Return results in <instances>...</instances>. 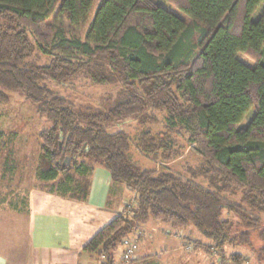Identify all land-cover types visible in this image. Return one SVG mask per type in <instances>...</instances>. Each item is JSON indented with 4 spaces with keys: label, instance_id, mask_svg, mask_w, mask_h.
<instances>
[{
    "label": "trees",
    "instance_id": "trees-1",
    "mask_svg": "<svg viewBox=\"0 0 264 264\" xmlns=\"http://www.w3.org/2000/svg\"><path fill=\"white\" fill-rule=\"evenodd\" d=\"M168 1L189 19L156 0H99L93 14L94 0H0V100L18 91L51 122L40 132L49 166L39 177L71 195L82 188L72 173L90 175L101 165L136 195L132 215L118 214L83 246L82 252L104 257L103 264H114L125 237L152 218L193 226L217 250L252 246L250 229H236L225 214L250 226L264 211V10L252 17L264 0ZM56 14L71 27L85 25L84 38L68 36L51 20ZM38 45L49 62L33 59ZM241 52L256 64L245 63ZM81 76L121 84V100L93 112L45 83ZM251 108L249 124L239 127ZM155 110L168 115L166 130L143 129L139 146L172 160L179 156L173 133L182 130L201 154L187 167L189 175L141 168L131 156L130 135L109 130L132 117L157 122ZM5 135L0 127V143ZM25 200L10 207L23 210ZM258 235L263 245L253 248L255 262L264 264V228ZM230 258L242 264L248 257L234 252Z\"/></svg>",
    "mask_w": 264,
    "mask_h": 264
},
{
    "label": "rangeland",
    "instance_id": "rangeland-1",
    "mask_svg": "<svg viewBox=\"0 0 264 264\" xmlns=\"http://www.w3.org/2000/svg\"><path fill=\"white\" fill-rule=\"evenodd\" d=\"M98 1L99 0H94L92 14L98 4ZM156 1L179 15L181 18L185 20L189 19V16L186 13L168 0ZM263 10L264 1L254 11L252 16L253 19H257ZM51 20L57 25L63 26L67 30L68 36H78L84 38L85 25L82 24L71 27L66 17L61 14H56V16H53ZM239 57L250 66H254L256 64L253 59L242 52L239 53ZM33 59L38 63L43 64L50 61V56L45 53L41 45H38ZM45 83L56 92L76 103L78 107L93 112L103 111L114 106L119 100H121L123 96L122 94L124 93L121 84H96L90 78L84 76L72 79L62 84L56 83L53 80H47ZM8 94V101L0 100V127L6 133L4 140L0 143V209H11L10 206L15 205V203L19 206H23L25 204L23 203L25 199L27 200L26 206H28L30 195L36 192L44 194L57 193L55 191L56 182H46L38 175L41 169L49 166L47 159L41 153L40 132L50 127L51 122L44 117H40L36 112L35 105L28 101L22 93L18 91H10ZM154 114L158 118L157 122H142L139 118L132 117L125 121L112 124L109 127V130L112 132L123 130L130 135V153L134 161L141 168H156L159 170L173 169L185 176L189 175L187 167L196 166L201 160V154L197 146L187 142L186 136L182 130L173 133L176 140L175 148L178 150L179 156L172 160L164 161L161 158H153L152 155L144 152L139 146V133L143 129L150 128L155 132L166 130L165 123L168 115L165 112L158 110H155ZM253 115L254 109L251 108L245 114L239 124V127L247 126ZM7 161L10 165H12L13 171L10 173L6 169ZM72 174L76 182L79 183L82 188H76L71 192V195H83L84 190H86V188H88L91 184L90 175H80L75 172ZM60 179L63 178L61 177ZM200 180L202 181L203 179ZM123 197L124 198L121 199L119 207L116 208V213L132 215L138 205L136 195L127 188ZM235 198L238 199L239 195H236ZM256 214L260 216V221L255 222V225L250 226L242 223L241 219L236 214H225V217L230 218L234 222L236 229H250L252 232V246L228 245L225 248L226 254L229 255L228 260H230V254L237 250L244 255L251 257L252 262L256 263V254L254 253L253 248L258 249L263 245L258 233L260 229L264 228V211ZM0 221H2L1 225L6 226V224H8L1 218ZM153 226H157V231H152ZM191 229L192 230H187V228L172 227L170 225H166L162 221H157L152 218L147 222L146 226L143 224L138 229L143 231V234L139 239V248L142 241L144 247L149 248L151 252H153V255L151 256V263L153 264H164L165 262L168 264H206V254H204L202 248L197 246L201 243L199 241H206L207 238L205 239L204 236V238L202 237L200 239L195 238L191 231H196L197 233L199 232L193 226ZM3 230L4 235L0 234V239L4 240L6 237L9 242V246L16 242L20 245L21 240L23 241L21 236L22 234L19 229V232L16 233L14 232L15 229H10L9 227L4 228ZM162 241L167 242L164 244ZM190 242L195 243L193 250H188L186 248V245ZM172 243L177 244L174 247H177L178 251H170L172 248L168 252L163 251L165 250V247L172 246ZM149 245L152 246L148 247ZM207 245H211V241H209ZM208 249L210 252H219V257L222 255V252H224L222 250H217L213 246L206 247V250ZM14 256L22 262H24L27 258H24V256ZM214 256L216 257V255ZM208 259L211 258L208 257ZM93 262V264H98L99 259L95 256Z\"/></svg>",
    "mask_w": 264,
    "mask_h": 264
},
{
    "label": "crops",
    "instance_id": "crops-1",
    "mask_svg": "<svg viewBox=\"0 0 264 264\" xmlns=\"http://www.w3.org/2000/svg\"><path fill=\"white\" fill-rule=\"evenodd\" d=\"M90 177L91 184L83 195L36 192L30 195L28 206L23 210L0 209V218L8 223L5 226L0 221V234L4 235L3 229L9 227L15 229L12 230L15 233L20 231L23 238L20 245L16 242L10 246L6 237L0 239V264H93L95 255L82 252L83 246L118 215L116 208L124 198L127 187L124 183L113 181L110 172L101 165L95 166ZM187 230L192 229L190 227ZM152 231H157V226H153ZM191 232L197 239L203 237L196 231ZM209 241H199L201 243L197 246L206 254L205 263L231 264L226 250H223L222 258L218 256L219 252L206 250ZM162 242L166 244L167 241ZM176 245L172 243L163 251L168 252L171 248L170 251H178L174 247ZM14 255L27 258L22 262ZM152 255L153 252L145 248L141 241L131 264H153ZM245 256L248 258L242 264H257L252 262L251 257Z\"/></svg>",
    "mask_w": 264,
    "mask_h": 264
},
{
    "label": "built area",
    "instance_id": "built-area-1",
    "mask_svg": "<svg viewBox=\"0 0 264 264\" xmlns=\"http://www.w3.org/2000/svg\"><path fill=\"white\" fill-rule=\"evenodd\" d=\"M130 212V211H129ZM127 213V212H125ZM143 231L137 230L131 235L125 237L117 253V258L114 264H131L136 257L139 249V239L142 236ZM195 247L194 242H190L186 245L188 250H193ZM224 253H222V256ZM104 257L99 260L98 264H103Z\"/></svg>",
    "mask_w": 264,
    "mask_h": 264
}]
</instances>
